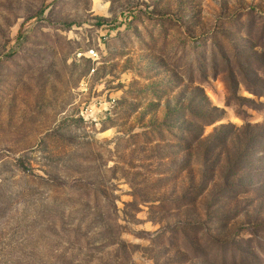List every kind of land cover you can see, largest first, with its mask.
<instances>
[{
    "label": "rangeland",
    "instance_id": "obj_1",
    "mask_svg": "<svg viewBox=\"0 0 264 264\" xmlns=\"http://www.w3.org/2000/svg\"><path fill=\"white\" fill-rule=\"evenodd\" d=\"M0 264H264V0H0Z\"/></svg>",
    "mask_w": 264,
    "mask_h": 264
}]
</instances>
